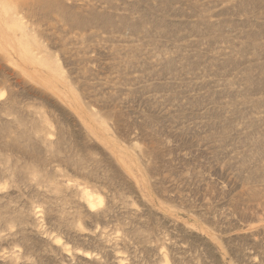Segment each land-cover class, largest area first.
Returning <instances> with one entry per match:
<instances>
[{"label":"rangeland","instance_id":"374dc122","mask_svg":"<svg viewBox=\"0 0 264 264\" xmlns=\"http://www.w3.org/2000/svg\"><path fill=\"white\" fill-rule=\"evenodd\" d=\"M0 264H264V0H0Z\"/></svg>","mask_w":264,"mask_h":264}]
</instances>
